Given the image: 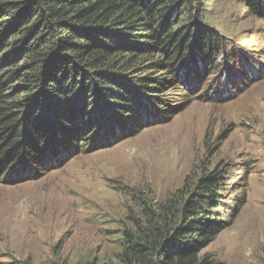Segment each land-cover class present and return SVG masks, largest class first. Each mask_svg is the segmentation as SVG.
<instances>
[{"label":"trees","instance_id":"16d2710c","mask_svg":"<svg viewBox=\"0 0 264 264\" xmlns=\"http://www.w3.org/2000/svg\"><path fill=\"white\" fill-rule=\"evenodd\" d=\"M204 1L0 0L5 182L62 166L89 134L92 145L109 146L166 119L157 102L164 97L156 95L168 84L190 93L207 84L204 95L236 85L244 55L229 53L224 39L195 17ZM246 5L264 19V0ZM223 173L203 174L179 208H163L137 234L125 235L121 262L215 264L201 254L224 228Z\"/></svg>","mask_w":264,"mask_h":264},{"label":"rangeland","instance_id":"374dc122","mask_svg":"<svg viewBox=\"0 0 264 264\" xmlns=\"http://www.w3.org/2000/svg\"><path fill=\"white\" fill-rule=\"evenodd\" d=\"M246 2L205 0L195 15L229 53L244 55L236 85L204 95L207 84L193 93L168 84L156 95L166 119L109 146L92 145L89 134L68 162L29 180L8 183L2 173L0 264H123L125 235L179 208L214 169L224 172L225 224L201 255L264 264V19Z\"/></svg>","mask_w":264,"mask_h":264}]
</instances>
